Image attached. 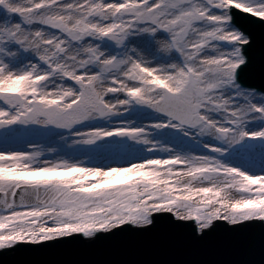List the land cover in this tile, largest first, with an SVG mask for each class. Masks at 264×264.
I'll return each instance as SVG.
<instances>
[{
    "label": "snow or ice",
    "instance_id": "1",
    "mask_svg": "<svg viewBox=\"0 0 264 264\" xmlns=\"http://www.w3.org/2000/svg\"><path fill=\"white\" fill-rule=\"evenodd\" d=\"M116 234L264 264V0H0V254Z\"/></svg>",
    "mask_w": 264,
    "mask_h": 264
},
{
    "label": "water",
    "instance_id": "2",
    "mask_svg": "<svg viewBox=\"0 0 264 264\" xmlns=\"http://www.w3.org/2000/svg\"><path fill=\"white\" fill-rule=\"evenodd\" d=\"M255 55L258 57V49ZM237 260H253L259 264L258 236L250 252L225 243L199 248L174 247L116 234L99 237L91 243L64 241L49 244L10 257L0 254L3 264H232Z\"/></svg>",
    "mask_w": 264,
    "mask_h": 264
}]
</instances>
